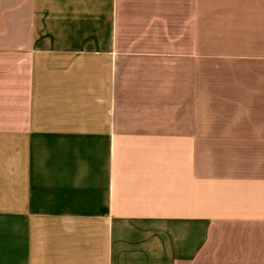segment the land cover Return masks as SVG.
Wrapping results in <instances>:
<instances>
[{"label": "crops", "instance_id": "crops-1", "mask_svg": "<svg viewBox=\"0 0 264 264\" xmlns=\"http://www.w3.org/2000/svg\"><path fill=\"white\" fill-rule=\"evenodd\" d=\"M0 264H264V0H0Z\"/></svg>", "mask_w": 264, "mask_h": 264}]
</instances>
